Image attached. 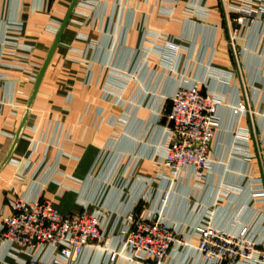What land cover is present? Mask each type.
<instances>
[{"label": "crops", "instance_id": "crops-1", "mask_svg": "<svg viewBox=\"0 0 264 264\" xmlns=\"http://www.w3.org/2000/svg\"><path fill=\"white\" fill-rule=\"evenodd\" d=\"M244 6L0 0V226L16 199L42 198L64 216L98 215L103 243L120 254L89 248L72 264H129V217L145 210L181 234L162 264H205L199 226L248 227L264 252V0L249 3L255 22L241 25ZM168 41L179 47L174 63ZM191 86L221 102L212 164L202 179L187 170L173 181L166 114ZM240 102L249 113L236 120ZM29 253L0 235V264L53 257Z\"/></svg>", "mask_w": 264, "mask_h": 264}, {"label": "built area", "instance_id": "built-area-1", "mask_svg": "<svg viewBox=\"0 0 264 264\" xmlns=\"http://www.w3.org/2000/svg\"><path fill=\"white\" fill-rule=\"evenodd\" d=\"M240 1L246 4L237 9L240 24L255 22L256 14L249 3L257 0ZM166 50L174 55L168 57L169 62L174 63L179 47L168 41ZM220 105L216 97L204 94L198 86L180 87L171 98V108L166 114L164 163L173 181L179 180L187 170L202 179L204 172L210 169V150ZM247 113L246 102L233 108L236 120ZM10 209L11 213L3 217L0 226L3 240L20 246L29 254L35 248L47 247L53 255L50 261L32 256L24 264H72L89 248L104 249L111 261L120 255L103 243L101 219L96 214L64 216L52 202L42 198H18ZM129 221L123 253L129 264H162L172 248L182 245L180 232L157 212L145 210L131 215ZM195 233L197 252L205 264H264L262 242L252 236L248 227L233 234L213 226H199Z\"/></svg>", "mask_w": 264, "mask_h": 264}, {"label": "water", "instance_id": "water-1", "mask_svg": "<svg viewBox=\"0 0 264 264\" xmlns=\"http://www.w3.org/2000/svg\"><path fill=\"white\" fill-rule=\"evenodd\" d=\"M75 5V4H74ZM74 5L72 6V9L74 8Z\"/></svg>", "mask_w": 264, "mask_h": 264}]
</instances>
